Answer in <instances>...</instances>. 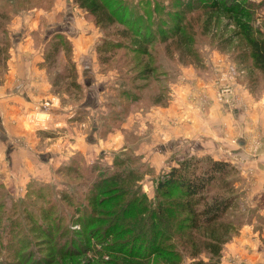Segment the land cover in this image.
Listing matches in <instances>:
<instances>
[{"label": "rangeland", "instance_id": "1", "mask_svg": "<svg viewBox=\"0 0 264 264\" xmlns=\"http://www.w3.org/2000/svg\"><path fill=\"white\" fill-rule=\"evenodd\" d=\"M62 1V6H56V0H0V88H5L6 80L14 73L9 70L12 58L30 49L40 54L43 51L37 62L38 76L45 79L47 93L28 104L25 116L24 124L37 129L28 131L40 137L35 147L39 150H30L35 160L25 161L23 167L22 162L15 163L16 169L12 164V177L6 178L5 170L1 173L0 264H16L8 249L11 240L28 247L32 255L28 264L38 257L51 256L44 237L28 229L37 228L39 232V224L55 225L56 221L68 228L74 209L66 202L57 203L52 214L46 216L50 221L45 219L46 208L61 196L80 194V203L84 204L92 180L101 174L132 169L142 177L138 188L153 200L158 180L180 159L191 156L228 160L236 166L237 195L227 214L236 230L223 246L221 264H264V257L250 258L264 249V70L246 54L239 56L237 48L245 47L237 19L221 12L210 14L203 0L194 1L196 5L190 4L186 18L190 23L188 27L184 25L190 44H173L171 48L152 45L149 55L137 63L122 49L100 53L97 47L103 44L107 31L97 27L75 0L69 4ZM163 4L170 7L174 0H163ZM252 7L246 9L252 15L251 25L255 35L264 38V6ZM41 10H58V14L52 22L40 15L34 27L31 22ZM173 12L174 9L170 14ZM209 14L213 19L207 25ZM54 44H58L59 53L50 60L46 52ZM230 65L245 70L234 82L232 105L217 97L221 74ZM148 67L150 73L146 71ZM30 75L31 79L25 80L38 78L37 72L31 71ZM123 80L125 87H120ZM124 90H130V94L124 95ZM133 94L137 99L130 96ZM177 97L186 99L185 107L200 119L189 138L184 135L174 139L173 148L167 143L168 126L163 125L162 130L160 126L165 122L159 124L153 117L161 113L160 107H168ZM213 110H221L222 119L210 130H202L207 127L203 121L208 122ZM52 114L60 115L63 123ZM199 132L207 135L193 138ZM213 133H220V138L214 140ZM83 141L85 145L79 148ZM14 142L24 143L22 137ZM120 160L125 161L124 165L115 166ZM62 209L66 210L64 217L60 215ZM241 236L260 241L259 246L246 247L244 254L228 252V245ZM201 257L207 260L205 254ZM56 258L52 257L54 261L49 264H72L70 257ZM86 258L90 257L76 260L83 263ZM191 262L185 256L182 264Z\"/></svg>", "mask_w": 264, "mask_h": 264}, {"label": "trees", "instance_id": "2", "mask_svg": "<svg viewBox=\"0 0 264 264\" xmlns=\"http://www.w3.org/2000/svg\"><path fill=\"white\" fill-rule=\"evenodd\" d=\"M75 1L97 27L107 31L103 44L97 47L100 53L122 49L125 56L131 54V60L140 63L152 45L171 48L173 44H190L192 40L184 25L188 27L190 23L186 21L190 4L196 5L194 1L199 0H174L170 7L163 0ZM203 1L210 14L221 12L237 19L245 47L237 48L239 56L246 54L264 70V38L255 35L252 15L246 10L264 6V0ZM172 9L175 12L170 14ZM210 14L207 25L213 19ZM3 24L4 29L6 20ZM47 51V58L54 60L59 53L58 44ZM146 71L150 73V67ZM125 82L119 86L125 87ZM129 91L124 90L123 94H130ZM133 95L130 96L137 99ZM124 163L120 160L115 166ZM236 173V166L228 160L184 157L158 180L153 200L138 188L142 177L132 169L101 174L92 180L84 196L86 203H80V194L63 195L46 208L45 219L50 221L46 216L52 214L57 203L66 202L73 207L68 228L56 221L55 225L39 224V232L37 228L28 229L44 237L51 253L31 264H49L55 256L60 260L70 257L72 264H182L185 256L192 259L190 264H221L223 246L236 230L227 219L237 195ZM65 213V209L60 211L62 217ZM12 244L13 240L7 248L16 259L13 263L28 264L32 260L28 247L22 242ZM203 254L207 260L201 257ZM87 256L90 258L83 263L76 260Z\"/></svg>", "mask_w": 264, "mask_h": 264}, {"label": "crops", "instance_id": "3", "mask_svg": "<svg viewBox=\"0 0 264 264\" xmlns=\"http://www.w3.org/2000/svg\"><path fill=\"white\" fill-rule=\"evenodd\" d=\"M65 2L69 4L70 0H65ZM62 3V0H56V6H62ZM37 14V18H33V21L31 22L34 27H37V24H39L40 15H46L52 22V19L57 17L58 10H52L49 12L41 10L38 11ZM13 25V23L10 25V30ZM42 53L43 51L41 52V54L34 51L30 52V49L26 50V52H23V50L18 52L17 54L19 57H17L16 59L12 58L11 62L9 63V70L10 72L14 71V73L11 74L9 80H6L4 85L5 88H0V177L1 173H3L4 170L6 178L12 177L11 174H14L15 172L11 167L14 165L16 169L15 163L17 164L20 162H22V165L20 163L22 167L26 166V162L28 160H35V155H31L30 150H39L35 147L39 145L40 137H38V135L36 136L35 132L31 133L28 131L37 129L33 128L32 126L31 129L29 126H26L24 122L26 120L25 116L28 114L27 112L29 111L30 107H27L28 104L32 105L34 103V100L37 101L41 97L46 96L45 94H47L46 92H44V86H46L45 79L42 78V75L38 76V73L40 71V65L38 63L39 61H41L40 55H42ZM31 71L37 72L38 78L33 80H25L27 77L31 79ZM15 76H19L20 79H15ZM7 87H9V89ZM185 103L186 99H179L177 97L175 101L173 100V102L169 103L168 107H160L161 113L159 115L157 114L159 118L157 116L153 117L155 118L154 121L159 124L165 122L164 124H162V126L159 125L162 130L164 129L163 125L168 126L166 130H169V134L166 133V136L170 140L167 143H169L172 147L174 146L173 148H175L176 146V142L174 141V139L178 137H184V135L189 138V133L191 132L190 130H196L195 127L197 126V123L200 119V116L198 114H190V108L188 109L187 107H185ZM54 116L56 117V121L59 120L61 121V123H63L62 121L64 119H62L60 115L52 114V117ZM221 116V110H219V113L218 110L216 112L215 110L210 112L208 114V122L207 119L203 121L207 127H202V130H210L211 127L220 122V120L222 119ZM190 119H192L191 123ZM218 128L219 127H217V130H220ZM197 130L199 129L197 128ZM75 132H77V130H75ZM199 133L201 134L196 133L195 135H193V138L196 137L203 139L207 135L203 132ZM213 134L214 140L220 138V133ZM18 137H22V140L24 141L23 144H17L14 142L15 138ZM84 141L83 143H80V145L78 146L79 148H82V146L85 145ZM29 146L30 148H28ZM2 163L4 166L2 165ZM262 166L264 167V162H262ZM261 179L264 182V171H261ZM259 242L256 239L241 236L239 240L231 242L230 245H228L227 250L228 252L233 253H243V251H245V248L248 246H259ZM262 248H264V245H262ZM263 257L264 249H261V253H258L257 256H250L251 260H262Z\"/></svg>", "mask_w": 264, "mask_h": 264}, {"label": "built area", "instance_id": "4", "mask_svg": "<svg viewBox=\"0 0 264 264\" xmlns=\"http://www.w3.org/2000/svg\"><path fill=\"white\" fill-rule=\"evenodd\" d=\"M245 72L244 69L239 70L237 66H227L223 70L220 77V86L217 91V97L219 101L226 102L229 105L233 103V94L237 77Z\"/></svg>", "mask_w": 264, "mask_h": 264}]
</instances>
